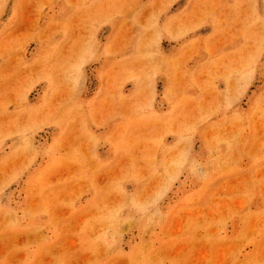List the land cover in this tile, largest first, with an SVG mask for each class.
Wrapping results in <instances>:
<instances>
[{"label": "rangeland", "instance_id": "374dc122", "mask_svg": "<svg viewBox=\"0 0 264 264\" xmlns=\"http://www.w3.org/2000/svg\"><path fill=\"white\" fill-rule=\"evenodd\" d=\"M0 264H264V0H0Z\"/></svg>", "mask_w": 264, "mask_h": 264}, {"label": "bare ground", "instance_id": "6f19581e", "mask_svg": "<svg viewBox=\"0 0 264 264\" xmlns=\"http://www.w3.org/2000/svg\"><path fill=\"white\" fill-rule=\"evenodd\" d=\"M245 173V172H244ZM245 235V234H244Z\"/></svg>", "mask_w": 264, "mask_h": 264}]
</instances>
